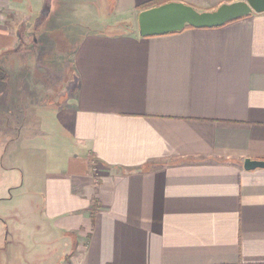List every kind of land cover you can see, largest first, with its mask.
I'll return each instance as SVG.
<instances>
[{
	"label": "crops",
	"instance_id": "obj_1",
	"mask_svg": "<svg viewBox=\"0 0 264 264\" xmlns=\"http://www.w3.org/2000/svg\"><path fill=\"white\" fill-rule=\"evenodd\" d=\"M149 1L109 0L105 19L136 26H99L72 49L73 108L55 109L70 145L30 182L48 248L29 264H264V168H243L264 160V11L141 37ZM178 1L209 11L237 0ZM46 3L8 0L0 15V103L14 102L29 66L34 91L49 94L36 62H22L25 32L36 49L63 30L52 7L38 24Z\"/></svg>",
	"mask_w": 264,
	"mask_h": 264
},
{
	"label": "rangeland",
	"instance_id": "obj_2",
	"mask_svg": "<svg viewBox=\"0 0 264 264\" xmlns=\"http://www.w3.org/2000/svg\"><path fill=\"white\" fill-rule=\"evenodd\" d=\"M7 1L5 0L0 15H6ZM49 3L47 0L38 24L52 7L51 15L55 10L54 19L59 17L57 23L63 30L54 29L49 38L44 35L45 39L41 34L37 36L38 41L42 40L36 43V49L35 42L31 40L33 36L25 32L27 40L22 45L23 55L26 57L22 62H36L37 65L33 66L35 70L37 68L38 80L40 78L50 88L49 94L42 97L35 92L38 90L35 87L37 78L30 80L34 69L29 66L17 78L14 102L0 103V109L3 110L5 106L3 116L6 126L5 132H0V234L3 235H0V264H29L32 256L36 254L41 257L48 248L47 238L42 235L39 225L44 223L39 210L37 216H30L27 206L30 201L35 200L30 182L37 178L39 171L46 169L44 162L59 160L62 156L60 152L66 150L65 145H70L69 139L59 132L61 128L55 117V109L73 108L75 75L71 65L72 49L77 46L83 33L99 26L111 32L132 31L136 26V22L129 20L116 22L113 17L105 19L110 7L109 0H65L62 2L63 11L55 9ZM53 21L51 19L50 22ZM45 29L41 30L44 34L48 31ZM18 45L19 43L16 44ZM25 89L31 95H27ZM9 92L12 91L6 87V94ZM48 99L51 100L50 106L43 107ZM29 113L32 115H28ZM38 149H43L44 153ZM34 157L40 163L36 164ZM5 230L10 232L7 239Z\"/></svg>",
	"mask_w": 264,
	"mask_h": 264
},
{
	"label": "water",
	"instance_id": "obj_3",
	"mask_svg": "<svg viewBox=\"0 0 264 264\" xmlns=\"http://www.w3.org/2000/svg\"><path fill=\"white\" fill-rule=\"evenodd\" d=\"M264 11V0H237L223 3L209 11H199L178 0L141 9L137 14L138 34L141 37L168 34L186 27L221 26L229 21ZM245 170L264 168V160L245 158Z\"/></svg>",
	"mask_w": 264,
	"mask_h": 264
},
{
	"label": "trees",
	"instance_id": "obj_4",
	"mask_svg": "<svg viewBox=\"0 0 264 264\" xmlns=\"http://www.w3.org/2000/svg\"><path fill=\"white\" fill-rule=\"evenodd\" d=\"M167 1H170V0H152V1L146 2L143 5H141L140 9L148 8L154 5H159ZM6 78H7V72L3 68L0 67V82L5 81Z\"/></svg>",
	"mask_w": 264,
	"mask_h": 264
},
{
	"label": "built area",
	"instance_id": "obj_5",
	"mask_svg": "<svg viewBox=\"0 0 264 264\" xmlns=\"http://www.w3.org/2000/svg\"><path fill=\"white\" fill-rule=\"evenodd\" d=\"M4 2H5L4 0H0V10L3 7Z\"/></svg>",
	"mask_w": 264,
	"mask_h": 264
}]
</instances>
